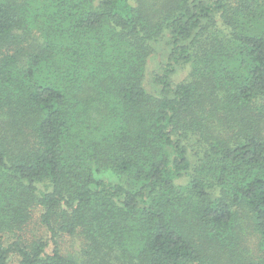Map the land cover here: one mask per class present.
<instances>
[{"label": "trees", "instance_id": "obj_1", "mask_svg": "<svg viewBox=\"0 0 264 264\" xmlns=\"http://www.w3.org/2000/svg\"><path fill=\"white\" fill-rule=\"evenodd\" d=\"M38 211L49 240H25ZM14 255L264 264V0H0V264Z\"/></svg>", "mask_w": 264, "mask_h": 264}, {"label": "rangeland", "instance_id": "obj_2", "mask_svg": "<svg viewBox=\"0 0 264 264\" xmlns=\"http://www.w3.org/2000/svg\"><path fill=\"white\" fill-rule=\"evenodd\" d=\"M152 59L151 58L147 64V68H146V86L148 88H152L150 81V72L152 70V66L154 67L153 63H152ZM189 72V66L187 67H182L179 69L178 74L175 75V80L179 81L184 79L187 74ZM107 175L110 176V178H116V174L114 172H112L111 170H108ZM23 238L25 240H28V238H31L33 236H37V237H43L44 239H46L47 241L49 240V234L48 232L45 230V228L42 227V225L39 222V211L35 213L34 217L32 218V220L29 222V224L26 226V228L24 229V231L22 232ZM12 239H15L14 236L5 235V242H9ZM71 238H64V240H62L64 242L63 244V249L64 251H75L78 249L77 244H75L73 241H71ZM9 264H20L19 262V257L18 255H14L12 256V260L10 261Z\"/></svg>", "mask_w": 264, "mask_h": 264}]
</instances>
